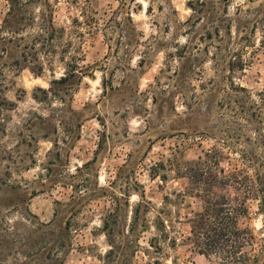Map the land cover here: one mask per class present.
I'll use <instances>...</instances> for the list:
<instances>
[{
    "label": "rangeland",
    "instance_id": "rangeland-1",
    "mask_svg": "<svg viewBox=\"0 0 264 264\" xmlns=\"http://www.w3.org/2000/svg\"><path fill=\"white\" fill-rule=\"evenodd\" d=\"M124 1L120 0L119 8L114 10L116 13L129 10L128 2L123 6ZM113 2L114 0H91V5H95L93 8L97 10V16L100 20H104L105 17H109V14L100 5H111ZM191 2H194L193 4L198 10L204 9V12L197 13L193 10L194 15L191 17V21L186 20L183 25H177V33L173 40L154 41L156 48L174 46L175 39L179 36L182 27L187 28L185 35L189 39L192 38V44L198 43L202 47L210 42L208 38L204 41L199 40L201 35L207 36V28L214 29L219 25L221 32L224 33L228 32L230 27L232 43L228 42L229 35L226 36L224 42L217 41L222 44V51L218 50L219 57L223 61L226 60V63L230 58L229 51L233 50L234 46L236 50L239 46H246L244 59L247 60V66L244 72H238L240 75L237 76V73L230 74L227 69L224 71L216 69L212 59L213 63L210 65V69L217 73L218 78L209 79L207 84L222 93L223 85L225 83L230 85L231 75H233L235 82L239 81L237 84L248 88V79L245 78H250L249 70L257 66L259 57L262 55L261 49L264 48V38L255 42L253 40L259 25L238 18L234 27L232 18L227 15L228 7L233 0H190L188 4L190 8ZM72 9L75 8L72 6L67 11ZM140 9H143V5H140ZM6 10V0H0V23ZM131 11L133 14H138L139 9L133 8ZM148 11L149 8L146 10V15L151 14ZM200 14L206 15V21L204 23L198 21L192 26ZM73 17L69 15L68 25ZM164 31L167 32L169 29L165 28ZM139 34L142 33H137L136 38H139L140 44L147 43V41H141ZM133 44L140 45L135 41ZM85 45L94 57L100 56L103 61L114 60L116 64L105 78L106 86L109 88L108 93L105 95L104 90H101L104 88L102 78L100 84L93 81L87 89L82 87L71 97L61 90L65 103L59 99H53L49 103H40L34 98L35 94L43 96L40 88L48 89L50 87L48 80L45 79V74L55 77L63 70V63L58 57L52 67L46 65L43 74L39 75L31 68L24 67L22 50L16 48L15 44L10 45L8 55L0 54V101L5 96L15 102L13 109H0V116H4V120L0 121V139L8 136V124L12 121L13 114L16 115V119L23 117L21 123L16 125L18 131L13 133L16 143L14 149L9 150L12 151V159L8 160L7 153L4 151L6 148L0 145V161H7L3 167H0V264H105L103 260L105 253L97 254L96 251L102 246L109 248L107 238L103 241L100 240L101 235L105 236L104 232L100 230L101 216L107 208H113L115 202L113 203L106 196L92 200L87 205L84 202L79 203L77 208L83 207L75 212L74 219L70 222L71 226L67 228L68 218L72 212L67 211L63 204L59 205L57 200L66 202L73 192L70 187H64L61 184L54 185L50 181L43 183L48 179L45 176L44 166H52L54 169L52 174L62 170L75 172L77 167H83L90 161L91 165L84 168V171L80 172V176L76 178V180L85 179L89 189L95 187L97 174L99 184L106 187L111 184L110 190L116 191L118 195L123 196L122 192L131 191L129 210L141 200L142 195L146 200L153 202L156 208H160L165 195L175 197L174 193L180 192L177 189L184 190L186 188L184 185L188 184L187 178L178 177L171 171H167L168 165L165 157L173 158L177 153L179 160L197 159L203 150L208 149V141L214 140L212 136L197 132H200L203 126H206V132L209 134H212L211 130H219L216 121L218 117L215 114L221 110L217 107L216 97L213 102V115L209 113L206 121L202 119L198 122L193 118L182 119L170 126L171 131L155 135L154 129L163 122L161 117L174 111L172 103L169 106H161V102H153L152 96L160 97L163 94V89L161 91L153 89L154 94L152 95H145L143 91L137 95L136 77L128 78L127 82L121 80L119 86H116L114 83L116 73L126 65L130 54L129 49L124 47L125 44L119 42L117 35L111 41H106L103 34L98 33L88 39ZM122 49L125 53L123 56H121ZM209 49L211 52L217 51L211 44ZM147 51L148 59H151L153 55L151 47ZM85 56L87 59V55ZM201 56L204 57V53ZM204 58L206 62L203 63H207L208 57ZM142 60L139 62L141 69L147 62L145 59ZM97 64H100V61H97ZM184 69L187 73L181 75L185 81L190 76L201 75L192 74L193 69L190 68L189 63H186ZM255 76L264 78V62L259 63ZM88 79H92V77H88ZM21 82L23 87L17 88L16 85ZM256 82L258 83L259 80ZM141 98L144 99L145 104L137 103ZM52 104L56 109L63 108L58 110V115H60L59 118H64L65 127L57 123V120L42 124L39 116L51 114L50 106ZM129 104L136 105V115L152 111L146 105L155 107V117L150 118L148 127L144 128L142 132L136 131L132 136H129V129L133 125L125 123L128 113L120 111ZM72 108L76 113L72 111ZM5 113H7L6 116ZM78 121L81 122L80 126H78ZM54 124H58L57 131H54ZM135 127L139 128L142 125L137 121ZM182 130L187 134L181 133ZM56 139H59L58 145L54 144ZM189 139L192 140V143L185 147L183 141ZM58 152L61 154L59 155ZM186 155H189L190 158L184 159ZM40 156L43 159L38 161L37 158ZM28 161L31 163H27ZM162 162L167 169L160 166ZM8 166H10L11 174L6 173ZM33 167L44 169L43 173H38L40 176L38 183L20 176L21 171L30 172ZM165 172H169L168 179L162 180V174ZM11 182L17 183L19 187L12 188L9 186ZM121 202L124 204V199ZM175 210L181 213L183 220L178 224V229L187 234L190 228L187 222L188 217L201 210V202L198 198L185 195L179 199ZM130 214V212L128 214L126 205H123L122 232L117 233L118 235H122L125 229L124 224L126 220L129 222ZM151 216L153 217L154 213H151ZM250 222L259 230L263 225V217L253 215ZM152 232H154V228L140 237V243L143 246L147 247V241ZM167 251L168 257L164 259V264H208L205 256L182 241L175 249L167 248ZM147 260V255L140 247L132 262L133 264H146ZM118 264H121V259Z\"/></svg>",
    "mask_w": 264,
    "mask_h": 264
},
{
    "label": "trees",
    "instance_id": "trees-1",
    "mask_svg": "<svg viewBox=\"0 0 264 264\" xmlns=\"http://www.w3.org/2000/svg\"><path fill=\"white\" fill-rule=\"evenodd\" d=\"M66 2L76 8L80 0H66ZM127 2L128 0H125L122 3L123 6ZM132 2L134 3L135 0H132ZM32 3L33 0H6L7 10L0 23V33L7 32L9 36H0V54L8 55L10 45L15 44L16 48L22 50L21 55L24 67H28L31 63L33 65L31 70L36 74H43L45 66L50 65L52 67L55 62V60L37 62L40 55L48 56L51 54V56L58 57L62 62L63 57L72 51L74 42L79 43L76 51L82 52L88 39L96 36L98 33H102L106 41H111L115 37V35L108 34L109 32H113L118 33L117 36L120 43L132 45L135 41L137 44H140L139 38H136L137 31L132 15L125 17V21L122 24L116 20V16L120 13L113 11L105 23L100 27H96L101 24V20L97 16L98 12L91 5V0H84L88 8L81 10V16L87 14L86 19L81 20L80 17H73L67 27L59 26L57 28L49 25L46 29L47 35L43 43H41L40 49L36 50L34 49V45H23L22 41L24 38L18 36L20 31L33 23V17L29 15ZM193 3L191 2V8L195 12H204V9L198 10ZM202 4L204 5V2ZM148 12H152L151 7H149ZM188 20L191 21L192 18L189 17ZM198 21L205 22L206 15L200 14L197 16L192 26ZM93 28L96 30L93 31ZM221 31L219 25L215 26L214 29L207 28V36L203 34L199 39L203 41L206 38L209 39L210 42L206 43L204 47L198 43L192 44V38L188 39V42L183 46L174 44L176 51L169 53L168 57L181 61L179 73L181 83L185 82L181 74L187 73L186 69H184L186 63H189L190 68L193 69L192 74H200L196 69L200 67L201 63L206 62L204 57L209 56L213 59L216 69L220 71L227 69L230 74L244 72L247 66V60L244 59L246 46H239L235 51L230 50V58H228L226 63V60L220 59L218 50L222 51V44L217 43V41L224 42L226 36L229 35L230 39L228 42L229 44L232 43L231 28L229 27L228 32L222 33ZM13 34H17L16 39H12ZM139 36L141 37L142 34H139ZM34 43H40V41H34ZM60 43L64 47L59 49L58 55L56 45ZM210 44L217 51L211 52L209 49ZM203 53L204 57L201 56ZM76 59V57H73L74 61ZM81 59H86V56L81 57ZM78 67V63H73L71 74L66 73L61 79L70 80L77 74L76 69ZM232 76L231 83L228 85L231 89V96H225L223 100L216 101L218 109L221 110L217 113L233 112L239 119L225 120L223 116H217L216 121L219 130H211L212 134H209L206 132V126H203L205 130L197 132L206 136H212L214 140L216 136H220L222 141L220 147L213 144L210 150H203V153L197 159L190 161L179 160L177 153H175L173 158L167 159L168 169L163 162L160 163L162 168L171 171L173 175L188 179V186L183 191L174 193L175 197L168 194L164 196L162 207L160 208H156L153 202L146 200L142 195L141 200L129 210L131 191L122 192L124 193L123 196H126L123 198L116 191L110 190L109 187L112 188L111 184L108 187L101 186L97 174L95 187L89 189L85 179L79 178L76 180V178L80 176L79 174L84 171V168H88L91 165L90 161L83 167H77L75 172L62 170L52 174L54 171L53 167L44 166V169H46L45 176L48 179L43 183L50 181L54 185L61 184L64 187H70L73 192L66 202L57 200L59 205L63 204L67 211L72 212L68 218L67 228H70V222L74 219L75 212H78L83 207L80 206L78 209L79 203L84 202L87 205L92 200L106 196L113 203L115 202V206L107 208L101 216L100 230L104 232L109 244L108 251L105 252L103 257L105 264H118L120 259L121 264H133V258L140 247L148 257L146 264H164V259L168 257L167 248L175 249L181 241L191 245L193 250L205 256L208 264H233V261L236 264H248L251 258L247 257L246 254L244 256H237V253L242 250L244 240L249 238L250 226L254 227L250 222L252 216H262L264 225V207H262V203L264 202H261L259 199L253 200L251 196H245V193L251 192L255 188L264 191V131H260L264 129V111L248 106L246 102L244 105H241L240 101L247 96L248 88L237 84ZM103 87V92L106 95L109 88L106 86L105 78H103ZM200 87L201 89L203 88L202 91L205 89L203 84H200ZM40 90L43 92V96H38L37 94L34 96L38 102L49 103L53 99H59V101L65 103V98L62 96L61 91H54L51 85L48 89L40 88ZM46 93H51V96L46 95ZM241 93L244 95L242 96ZM216 97L215 92L212 95H206L207 103L211 106L207 113L201 112L199 108L192 109L194 121L200 122L202 119L206 121L209 113L213 115V102ZM152 100L154 103L161 102V106H169L172 103L170 98L165 97L163 94L160 97L153 95ZM234 104L235 108H233ZM14 107L15 102L5 96L0 101V109H13ZM50 107L51 114L48 116L41 114L39 116L42 124L57 120V123L65 127L64 118L62 116V118H59L60 115H58V110L63 108L56 109L53 104ZM236 109H239V111H236ZM72 111L76 113L73 108ZM183 119L189 120L190 118L185 117ZM241 121H246V123H241ZM80 125L81 122L78 121V126ZM249 127L257 131L258 134L255 139L246 135L245 129ZM57 129L58 124H54V131H57ZM181 133L187 134L184 130ZM58 141L59 139H56L54 144L58 145ZM4 151L7 153L8 160L13 158L12 151L7 149ZM58 153L59 155L61 154L60 152ZM10 170V166H8L6 173L11 174ZM249 171H251L252 176L247 174ZM168 173L162 174V180L168 179ZM9 186L12 188L19 187L15 182H11ZM185 195L198 198L201 202V210L195 212L193 216L188 217L187 222L190 228L187 234L178 229V224L182 223L183 220L181 213L175 210L179 199ZM123 199L124 204L121 202ZM123 205H126L128 208V214L129 212L131 214L129 222L126 220L124 224L125 229L122 235H118L117 233L122 232L121 215ZM151 213H154L153 217ZM152 228H154V232H152L151 237L147 241V247H145L140 243V237ZM233 241H235V244L232 243ZM230 244L232 245L231 247H229ZM258 260L259 257L252 259V264H258Z\"/></svg>",
    "mask_w": 264,
    "mask_h": 264
},
{
    "label": "clouds",
    "instance_id": "clouds-1",
    "mask_svg": "<svg viewBox=\"0 0 264 264\" xmlns=\"http://www.w3.org/2000/svg\"><path fill=\"white\" fill-rule=\"evenodd\" d=\"M189 2L190 0H135L133 3L132 0H128L127 7L129 10L127 12H121L116 16V20L123 24L125 17L132 15L137 33H142V36L140 37L141 41H147V43H141L140 45L133 44L131 46L128 44L124 45L125 48L129 49L130 54L128 55L126 65L122 67L121 71H117L114 83L118 87L121 80L127 82L128 78L136 77L135 86L137 95H139L141 91H143L145 95H152L154 94L153 89L156 91H161V89H163L165 90L163 95L170 98L175 108V111L167 113L161 117L163 122L159 123L158 127L154 129L155 135H159L161 132L171 131L170 126L185 117H189L190 119L194 118L192 113L193 108H199L201 112L207 113L211 106L207 103L206 95H212L215 92L217 100H223L225 96H231V89L227 83L223 85L222 93L216 91V89L207 84L209 79L218 78L217 73L210 69V65L213 63L210 56L207 58V63L201 64L200 67L196 69V71L201 74L200 76H190L184 83H181L179 80L181 61L176 58L170 59L167 55L168 53H174L176 47L168 46L162 49H157L155 46L154 41L173 40L177 33V25H183L184 21L194 15L193 9L188 7ZM140 5H143V9H140ZM94 6L95 5H93V7ZM119 6L120 0H114L111 5H100L101 8H104L108 12L109 16L115 9L119 8ZM149 7L152 8V12L151 14L146 15V10ZM71 8V4L67 3L66 0H33L29 11V15L33 17V23L18 33V36L24 38L22 44L34 45V49L39 50L41 43H43L44 38L47 35L46 29L49 25L57 28L61 25L67 27L69 15L80 17L81 20L86 19L87 14L81 16V10L88 8V5L84 3V0H80V3L75 9L67 11ZM133 8L139 9L138 14L132 13L131 9ZM227 15L232 18L234 27L237 24L238 18L250 21L254 25L258 24L259 27L257 28L256 36L253 40L255 42L258 39L264 38V0H233L228 7ZM101 16H103V13H101ZM106 19L107 17H105L104 20H101V24L96 27H100L106 22ZM201 23H204V21H201ZM165 28L169 29V31L165 32ZM92 30L95 31L96 29L93 28ZM186 31V27L180 29V34L175 39V45L183 46L188 42L189 37L185 35ZM108 34L118 35V33L113 32H109ZM0 36L8 37L9 33L3 32L0 33ZM16 38L17 34H13L12 39ZM34 41H40V43H34ZM63 47L64 45L62 43L56 45L58 55L59 49ZM77 47H79V43L74 42L72 51L68 52L67 55L63 57V70L60 71L58 76L49 77L45 74V79L48 80L53 90L57 92L62 90L68 97L75 95L82 87L87 89L93 81H95L96 84H100L101 79L106 78L109 71L116 66L114 60L103 61L100 56L94 57L87 45H85L82 52H77ZM149 47H151V51L153 52L151 59H148L147 49H149ZM235 50L236 47L234 46L233 51ZM261 52L262 55L259 57L257 66H254L249 70L250 78H245L248 79V94L240 101V103L241 105H244L246 102L248 106L259 108L261 111H264V78H258L255 76V71L257 70L259 63L264 62V48L261 49ZM124 54V50L122 49L121 56ZM85 55H87L88 58L81 59V57ZM73 57H76L77 59L74 61ZM56 59L57 57L51 56V54L48 56L40 55L37 62H46ZM142 59L147 61L143 69L140 68L139 63ZM97 61H100V64H97ZM73 63L79 64V67L76 69L77 74L67 81L61 79L66 73L69 75L71 74ZM32 66L31 63L28 65L29 68ZM239 75L240 74L237 73V76ZM88 77H92V79H88ZM13 79H15V77H13ZM257 80H259L258 83L256 82ZM53 81H55V83H53ZM202 83L205 84V89L203 91L200 88V84ZM237 83H239V81H237ZM157 84H159V87H157ZM16 87H23L22 82L18 83ZM46 95L51 96V93H46ZM241 95L243 96L244 94L241 93ZM137 103L145 104V101L141 98ZM146 107L152 109V111L141 115H136V105L134 104H129L125 106V108L120 109V111H127L128 113L125 123L133 125V127H130L129 129V136H132L136 131L142 132L144 128L148 127L150 118L155 117V107L152 105H146ZM235 107L234 104L233 108ZM236 111H239V109H236ZM6 115L7 113H5V116ZM215 115L223 116L225 120L239 119V117L233 112L216 113ZM22 119V116L20 119H16V115L13 114V119L8 124V136L0 139V145H3L4 148L8 150L14 149L16 140L13 138V133L18 131L16 125H19ZM3 120L4 116H0V121ZM137 121L142 127H135ZM241 123H246V121H241ZM200 130L203 131V127H201ZM245 131L246 135L251 136L253 139H255L258 134L255 129L250 127L246 128ZM260 131H264V129H261ZM191 143V139L183 141L185 147ZM221 143L220 136H216L215 140L208 141V150H210L211 144H216L217 147H220ZM189 158V155L184 157V159ZM37 159L40 161L43 157L40 156ZM165 160H167V157H165ZM6 163L7 161H0V167H3ZM17 163H19V161H17ZM27 163L30 164L31 162L28 161ZM43 172V168L33 167L30 172L21 171L20 176L25 177V179L29 181H35L38 183L40 181L38 173ZM247 174L252 176L251 171ZM184 186L187 187L188 184L186 183ZM182 190L183 189L180 188L177 189V191ZM245 196H251L253 200L259 199L261 202H264V191H261L258 188L245 193ZM185 202L187 203L188 201L186 200ZM262 207H264V203H262ZM189 211L190 214H192L191 210ZM105 239L106 237L101 235L100 240L103 241ZM232 243L235 244V241ZM231 246L232 245L230 244L229 247ZM96 251L97 254H103L108 251V247L102 246ZM245 254L247 257L251 258L249 259L248 264H252V259L257 257H259L258 264H264V225L261 226L260 230L250 226L249 238L244 240V246L242 250L237 253V256H244ZM233 264H236V262L233 261Z\"/></svg>",
    "mask_w": 264,
    "mask_h": 264
}]
</instances>
